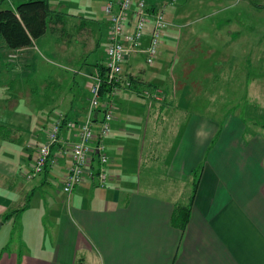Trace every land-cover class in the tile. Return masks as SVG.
I'll use <instances>...</instances> for the list:
<instances>
[{
    "label": "crops",
    "instance_id": "1",
    "mask_svg": "<svg viewBox=\"0 0 264 264\" xmlns=\"http://www.w3.org/2000/svg\"><path fill=\"white\" fill-rule=\"evenodd\" d=\"M146 1L164 7L158 55L151 65L143 53L126 57L123 74L136 86L116 92L103 142L108 161L99 167L94 158L90 167L104 170L105 185L85 176L68 199L61 187L70 153L31 180L27 174L59 114L74 123L61 140L68 148L78 140L88 75L106 60L105 0L102 18L92 8L67 12L65 0H49L56 17L41 38L17 51L0 41L5 66L21 76L35 71L41 43L47 60L38 66L40 91L49 96L42 114L59 109L37 136L39 125L13 113L15 100L0 99V125L11 131L0 140V264H264V119L258 126L247 113L213 110L209 94L210 87L226 89L219 73L236 70L234 57L251 55L258 34L264 40V0ZM149 36L150 26L141 49ZM33 93L15 96L29 103ZM217 102H224L220 91ZM176 207L190 209L183 231L172 224Z\"/></svg>",
    "mask_w": 264,
    "mask_h": 264
},
{
    "label": "built area",
    "instance_id": "2",
    "mask_svg": "<svg viewBox=\"0 0 264 264\" xmlns=\"http://www.w3.org/2000/svg\"><path fill=\"white\" fill-rule=\"evenodd\" d=\"M177 1L168 0V3L174 4ZM103 11L109 23L106 60L103 65L105 72L104 77L97 71L88 75L90 98L85 120L78 126V140L71 143L69 148L61 140L62 129L73 128L74 123L59 114L40 144L27 174V179L31 180L40 175L46 166L52 167L56 164L58 156L70 153L71 163L62 185V191L68 197L88 175L97 177L98 186L105 185L107 174L104 170L99 168L93 171L90 167L94 158L98 160L99 167H103L108 161L103 142L113 120V100L120 89L118 85L125 89L132 87L130 78L123 74V62L128 55L143 53L146 64H153L158 55L161 32L167 25L164 7L151 9L146 0H106ZM148 26H150L148 45L145 49H141L140 43ZM102 80L113 84L111 92L104 100L100 94ZM142 96L154 100L160 99L158 92L143 91ZM53 148H56V155L52 152Z\"/></svg>",
    "mask_w": 264,
    "mask_h": 264
},
{
    "label": "rangeland",
    "instance_id": "3",
    "mask_svg": "<svg viewBox=\"0 0 264 264\" xmlns=\"http://www.w3.org/2000/svg\"><path fill=\"white\" fill-rule=\"evenodd\" d=\"M65 1L67 2V5L69 4L70 6L67 9V12H84L85 10H87L85 7H88L95 10V12L98 13L100 18L103 17L102 14H100V11L102 10L101 6L103 5L102 0H96L95 2L93 0ZM11 2L13 4H19V2L21 3V0H11ZM4 9H11V7L9 2L3 0L2 2H0V10ZM261 25L262 24L257 25V28H259L260 30L261 28H264V25ZM259 26H261V28ZM259 40L260 34L257 35V39L255 41L256 48L255 50L251 51V55H241L239 57L233 58L236 61L233 65L236 69L234 72L226 71V73H219V75H224L223 81L226 85V89H224L223 92H221V89H218L216 87L209 88V94L211 95L210 103H212L210 105L213 110L222 106V110L225 112L238 110L242 114L247 113L249 114L248 119H252L253 121H255L258 126L260 122H262L261 119H264V40ZM34 54L35 71L25 73L23 76H21V74H16L8 70V67L5 66L6 61L3 55H0V65L2 66V68H0V99H2L4 102H6V100H8L7 102H12L15 100L16 108L13 113H17L19 119L23 123H34L39 125L41 129L35 131L36 135L38 136L39 134H46L47 131L45 130L48 129L51 120H54V117L57 114L54 112H59V109H55V111H53L48 116L46 113L42 114L44 103H46V100L49 99V96L43 97V94L40 91V83L43 76L42 74H40L38 66H42L47 60L46 55L44 54V50L41 48V43L37 44L36 51H34ZM231 58L232 57H229V59ZM230 61L231 60H229V62ZM247 61H249L248 66L246 65ZM227 62L228 59L225 57V63L227 64ZM65 73H67L68 77L72 76V74L68 73L67 71H65ZM209 74L210 76L213 75V77L215 78L218 73L210 72ZM6 85H9V87ZM20 89H30L34 91L33 95H31V97L29 98V103H26L27 101L25 100V97L22 98L19 96H15ZM77 91L78 89H75V92ZM218 91H220V100L223 99V103L217 102ZM226 100L230 102L227 103ZM210 113L215 112L210 111ZM210 116H213V114ZM30 139L31 138H29V140ZM34 144V141H32V145ZM61 192L63 193L65 199H68V196L62 191V187Z\"/></svg>",
    "mask_w": 264,
    "mask_h": 264
},
{
    "label": "trees",
    "instance_id": "4",
    "mask_svg": "<svg viewBox=\"0 0 264 264\" xmlns=\"http://www.w3.org/2000/svg\"><path fill=\"white\" fill-rule=\"evenodd\" d=\"M54 17L56 15L50 10L49 0H25L14 9L0 10V41L8 51L29 47L46 33L48 24ZM97 67L96 71L104 77L103 65ZM130 80L135 87L136 82L133 78ZM102 81L100 94L104 100L111 92L113 84H109L107 80ZM118 87L121 88L119 85ZM10 135V129L0 125V140L8 141ZM189 213L190 209L187 207H176L172 214V224L183 231L188 224Z\"/></svg>",
    "mask_w": 264,
    "mask_h": 264
},
{
    "label": "water",
    "instance_id": "5",
    "mask_svg": "<svg viewBox=\"0 0 264 264\" xmlns=\"http://www.w3.org/2000/svg\"><path fill=\"white\" fill-rule=\"evenodd\" d=\"M0 226H1V223H0Z\"/></svg>",
    "mask_w": 264,
    "mask_h": 264
}]
</instances>
